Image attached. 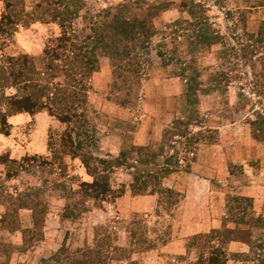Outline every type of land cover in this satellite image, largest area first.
Instances as JSON below:
<instances>
[{
    "label": "rangeland",
    "instance_id": "374dc122",
    "mask_svg": "<svg viewBox=\"0 0 264 264\" xmlns=\"http://www.w3.org/2000/svg\"><path fill=\"white\" fill-rule=\"evenodd\" d=\"M124 1L86 0L76 28L83 26L84 17ZM145 1L144 12H148L147 5L166 8L155 23L169 35L153 39L151 64L145 66L142 82L130 97L126 91L115 90L114 67L109 58L102 57L89 95V116L98 138L95 155L120 158L125 163L111 173L113 189L126 191L135 175L160 173L171 155L181 161L177 171L189 173L191 169L186 171V166L192 165L206 146H218L211 152L204 150V156L219 153L220 148L222 162H228L232 174L224 185L213 183V193L221 195L225 203L234 196L257 200L264 215V136L255 138L251 126L261 116L264 119V46L256 45L250 37H257L264 24V0H187L201 6L209 23L223 37L222 43L203 49L190 48L191 43L184 36L186 24L183 30L180 26L175 28L180 30L181 38L167 29L178 19H189L187 13L181 12L184 0ZM35 2L26 0L27 9L31 10ZM1 12L0 9V16ZM60 32L56 24L35 23L20 28L4 53L14 57L27 54L38 60L47 43ZM251 46L256 49L254 55L246 51ZM159 49L166 52L167 59H173L171 65L166 66L159 58ZM191 85L198 89L191 92ZM123 101L130 102L121 106ZM151 114L170 118L163 132L164 135L171 131L166 142L119 149L118 157H111L106 148L102 149L105 137L111 135L108 144L117 147L120 137L136 130L140 119ZM10 123L11 135H2L0 154H9L18 161L26 156L41 158L32 165L26 164L12 180L7 179L5 167L0 166V264H41L63 246L71 252L102 248L107 264H147L149 259L150 264H195L198 250L188 251L187 242L197 234L188 229L177 231L185 225L195 226V216H191L195 209L184 203L186 192H179L182 198L177 205L171 203L176 198H162L152 211L123 212L117 208V199L98 208L80 194L81 183L93 181L81 161L70 156L57 160L50 150L52 145L60 151L64 124L46 112L18 115ZM187 182L183 181V187H187ZM29 192L36 193L46 211L43 227H35L31 210L14 211V206L7 207L8 196ZM191 203L195 204V189ZM67 207L79 218L66 219Z\"/></svg>",
    "mask_w": 264,
    "mask_h": 264
},
{
    "label": "trees",
    "instance_id": "16d2710c",
    "mask_svg": "<svg viewBox=\"0 0 264 264\" xmlns=\"http://www.w3.org/2000/svg\"><path fill=\"white\" fill-rule=\"evenodd\" d=\"M144 1L125 0L116 7L84 17L83 26L76 28L86 7V0H36L31 10L27 9L26 0H0V134L10 136L13 127L10 119L22 114L36 116L46 112L64 124L66 130L60 151L54 150L52 145L50 150L57 160L63 161L64 156H70L81 161L93 181L82 182L80 194L86 202H95L98 208L124 195V188L118 192L113 189L111 173L125 163L120 158L96 156L93 151L98 138L89 116L92 79L101 69V58L107 57L114 67L115 90L126 91L127 97H130L140 85L145 66L151 64L153 39L161 34L162 38L169 35L165 30L160 31L155 23V19L166 8L162 5H147L148 12H144ZM181 7V12L187 13L189 19H178L167 29L178 36L180 30L175 28L180 26L183 30L186 24L184 31L187 33L184 36L186 42L191 43L190 48H211L222 43L223 37L209 23L198 3L184 0ZM35 23L56 24L61 30L58 37L47 43L41 58L37 60L27 54L16 57L6 55L5 49L14 41L20 28ZM250 37L251 40L255 39L256 45L264 46V24L257 37ZM251 47L246 48V51L254 55L256 49ZM157 55L166 66L173 63L172 58L167 59L164 50L159 49ZM195 90L191 85L190 91ZM129 102L119 104L127 106ZM262 118L251 123L257 139L264 136ZM170 134V130L165 131L164 142ZM191 146L194 147L195 142ZM38 158L41 157L26 156L18 161L9 154H0V166L5 167L7 179L12 180L26 168V164L32 165ZM48 163L50 161L44 162ZM191 166L188 164L186 171H190ZM179 167L180 159L171 155L165 160L164 169L160 173L135 175L131 184L132 193L136 196L155 195L159 198L158 205L162 198L170 201L176 198L171 203L177 205L182 198L181 194L165 187L163 179L166 172L177 171ZM23 195L8 196L7 207L14 206V211L24 208L31 210L35 227H43L46 211L42 209L38 196L34 192ZM226 209L222 229H213L209 233L189 238L188 251L198 250L195 264H227L230 259L242 264H264V233H261L264 232V216L254 211L253 199L247 196L229 197ZM79 216L67 207L66 219H78ZM258 231L260 233L255 237ZM232 242L246 244L250 248L249 253H230L228 247ZM153 248L154 245L150 246V249ZM102 253V248L71 252L63 246L41 264H107Z\"/></svg>",
    "mask_w": 264,
    "mask_h": 264
},
{
    "label": "crops",
    "instance_id": "0c3cea01",
    "mask_svg": "<svg viewBox=\"0 0 264 264\" xmlns=\"http://www.w3.org/2000/svg\"><path fill=\"white\" fill-rule=\"evenodd\" d=\"M23 115V114H22ZM18 117V116H16ZM15 118V117H14ZM141 123L138 124V128L134 131L129 132L128 135L120 137V141L116 146L109 145L111 135L105 137L101 144H105L102 149H107L111 157H118L117 153L119 149L125 150L128 147H147L153 142H161L163 140L164 129L171 122L169 119L156 118L155 116L146 115L142 117ZM0 134V140L3 136ZM106 142V143H105ZM111 146V147H110ZM205 147V146H203ZM218 146H206L203 149V153L199 155V158L193 162L191 171L185 173L182 171H171L168 172L166 177L163 179V185L167 188L174 189L177 192H186L185 204H189L195 209V212L191 215L195 216V226L186 225L181 230H193L195 234L209 233L213 229L223 228V219L226 214V203L221 195H215L212 191L213 183L225 184L228 178L231 176L229 171L228 162H222V150L219 153L204 156V152H211ZM205 150V151H204ZM91 179V177H90ZM183 181L187 182V187H183ZM193 188H191L192 186ZM195 189V204L191 203V193ZM184 190V191H183ZM254 210L256 214L261 215L262 207H259L257 200H254ZM158 203V197L155 195H133L129 183L127 184L126 191L122 197L117 198V208L123 212L130 210L141 211V210H153ZM185 214H188L186 210ZM190 216V215H189ZM264 216V215H263ZM180 236V235H179ZM186 236V235H185ZM183 236L181 235V238ZM185 238V237H184ZM230 253H249L250 248L241 242H232L229 244ZM187 250H185V253ZM180 254H184L183 251ZM162 259V258H160ZM150 260V259H149ZM147 260L146 263L150 264ZM157 264V263H156ZM227 264H242L233 259H230Z\"/></svg>",
    "mask_w": 264,
    "mask_h": 264
}]
</instances>
